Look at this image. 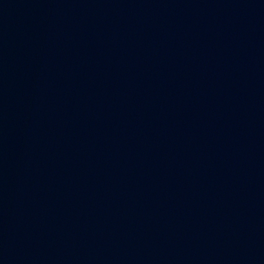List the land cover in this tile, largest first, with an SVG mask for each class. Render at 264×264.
Instances as JSON below:
<instances>
[{"label": "water", "instance_id": "water-1", "mask_svg": "<svg viewBox=\"0 0 264 264\" xmlns=\"http://www.w3.org/2000/svg\"><path fill=\"white\" fill-rule=\"evenodd\" d=\"M0 264H264V0H0Z\"/></svg>", "mask_w": 264, "mask_h": 264}]
</instances>
